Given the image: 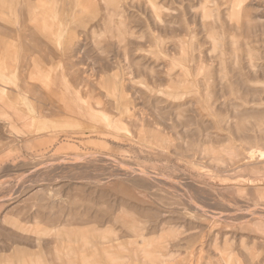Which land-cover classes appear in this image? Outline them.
<instances>
[{
	"label": "rangeland",
	"instance_id": "374dc122",
	"mask_svg": "<svg viewBox=\"0 0 264 264\" xmlns=\"http://www.w3.org/2000/svg\"><path fill=\"white\" fill-rule=\"evenodd\" d=\"M0 264H264V0H0Z\"/></svg>",
	"mask_w": 264,
	"mask_h": 264
}]
</instances>
